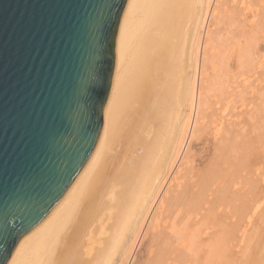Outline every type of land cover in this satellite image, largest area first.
I'll return each mask as SVG.
<instances>
[{
    "label": "bare ground",
    "instance_id": "6f19581e",
    "mask_svg": "<svg viewBox=\"0 0 264 264\" xmlns=\"http://www.w3.org/2000/svg\"><path fill=\"white\" fill-rule=\"evenodd\" d=\"M262 49L264 0H129L99 140L7 264H264Z\"/></svg>",
    "mask_w": 264,
    "mask_h": 264
},
{
    "label": "water",
    "instance_id": "95a60500",
    "mask_svg": "<svg viewBox=\"0 0 264 264\" xmlns=\"http://www.w3.org/2000/svg\"><path fill=\"white\" fill-rule=\"evenodd\" d=\"M129 0H0V264L100 137Z\"/></svg>",
    "mask_w": 264,
    "mask_h": 264
},
{
    "label": "rangeland",
    "instance_id": "374dc122",
    "mask_svg": "<svg viewBox=\"0 0 264 264\" xmlns=\"http://www.w3.org/2000/svg\"><path fill=\"white\" fill-rule=\"evenodd\" d=\"M259 56L260 57L264 56V49H262V51L259 53ZM232 62H234V59L232 60ZM232 65L234 67V64H232ZM263 77H264V70H263V76L261 75L262 79H264ZM258 80H257V82H258ZM241 105H242L241 102L236 103V109H235L236 114L239 112ZM263 106H264V103H263ZM258 113H260V112H258ZM260 116L264 117V112L261 113ZM262 117H259L258 122H257L258 124H256V125H259L261 123V124H263L261 127H264V121H260V118L262 119ZM263 120H264V118H263ZM260 128H258V129H260ZM261 129H262V131L264 130V128H261ZM258 131H259V134H261L262 131L261 132H260V130H258ZM212 144H213V142H211V141L209 142L208 140H206V141L203 140V142L200 145H198V147H194L193 153H196L195 158L199 159L197 162V164H198L197 169L199 171L203 170L205 168V166L209 163L208 161L212 158V156L215 152L214 151V145H212Z\"/></svg>",
    "mask_w": 264,
    "mask_h": 264
}]
</instances>
